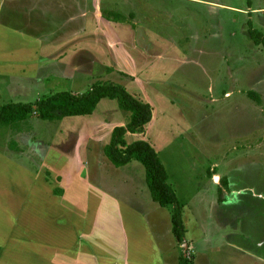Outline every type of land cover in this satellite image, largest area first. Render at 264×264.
Instances as JSON below:
<instances>
[{
  "label": "rangeland",
  "instance_id": "rangeland-1",
  "mask_svg": "<svg viewBox=\"0 0 264 264\" xmlns=\"http://www.w3.org/2000/svg\"><path fill=\"white\" fill-rule=\"evenodd\" d=\"M69 6L68 12L84 14L83 24L102 11L125 20L129 33L118 37L130 44L114 43V66L103 48L96 77L68 73L62 78L54 73L44 83L21 81L9 89L0 79V94L12 95L9 102L32 103L63 91L87 93L98 82L138 92L133 96L152 107L146 129L154 135L143 130L134 136L144 140L148 134L175 190L186 229L184 241H177L171 223L174 206L153 210L145 202L162 262L179 264L186 258L193 264H264V47L250 39V23L264 36V0H80L76 8ZM58 9L57 0H0V46L10 49L0 52V60L3 55L25 58L33 49L16 34L24 31L13 25L55 36L46 30L55 27L52 19ZM101 29V44L114 37ZM25 37L30 40L32 34ZM77 48L60 50L51 62L72 64L81 50ZM23 82L27 85L17 86ZM108 112L111 125L128 123L129 114L118 101L104 98L91 115L54 122L33 117L19 132L0 124V264H90L93 254L98 256L95 264L103 257L108 264L118 257L105 249L102 237L118 252L114 228L128 231L131 225L108 222L123 216L94 201L97 187L82 183L84 177L96 180L93 155L81 175L72 162L64 166L65 172L76 169L70 172L72 184L64 196L54 195L61 191L58 187L52 194L42 185L63 176L43 166L47 155L41 154L40 143L85 137L90 124ZM116 168L121 183L116 188L134 186L127 195H141L142 181L147 185L145 167L133 160L123 167L111 165V170ZM66 236L80 241V250L68 247ZM142 249L128 253L121 248L120 264H130L128 256L136 258Z\"/></svg>",
  "mask_w": 264,
  "mask_h": 264
},
{
  "label": "crops",
  "instance_id": "crops-1",
  "mask_svg": "<svg viewBox=\"0 0 264 264\" xmlns=\"http://www.w3.org/2000/svg\"><path fill=\"white\" fill-rule=\"evenodd\" d=\"M65 1L66 0H57L59 4L58 14L57 15L54 14L52 19L54 21L55 27L48 28L46 30L50 34L51 33L55 34V36L53 37H50L44 31L38 33L30 31L29 29L28 31H25V29L22 28L21 26L13 25L14 29H20L24 31L21 33L16 31L17 32L16 34L22 37V39H20L22 42L24 41L25 44H27L33 49L25 58L20 56L18 58H14V56L3 55L4 58L0 60V79L4 80L7 83V85L5 84L4 88L6 89L12 88L13 84L21 81H25V82L34 81V83L36 82L44 83L46 81L45 78L53 76L54 73L56 74L57 77L61 76L62 78H66L68 73H72V74L81 73L85 76L96 77L94 75L96 66L103 64V62H101L98 56V52L102 53V51L101 52L99 51L100 49L103 48L107 49L108 57L111 60L112 66H114L113 64V61L115 59L114 43L116 41H122L123 45H126V43L130 44L129 41L123 40V38L118 37L121 34V32L129 33V31L123 27L125 25L124 24L125 20L122 21L108 20L103 16V11H102L100 16L96 13L93 15L92 17L93 19H91V21L88 24L87 23L83 24L82 23L83 20L82 17H84L83 13L81 14L79 12L70 13L68 12L67 9H65V5L68 4L69 6V2L71 3L69 8L72 7L76 8V2L80 0H70L66 2ZM87 1H93V0H83L84 3H86ZM49 13L52 14V12ZM58 17H60V20L56 21L55 19ZM101 26H103L106 29V31H108V33L110 34L112 33L114 36L112 37L110 35L108 37V40L106 39L105 43L102 42L103 44H101V42L99 41L100 35H98V33L103 30L101 29ZM28 32L32 34V38L30 40H27L25 37V34H27ZM72 33H76L75 37H72L73 35L69 36ZM62 34H64L65 36H63ZM50 41H52L51 44ZM99 42L100 45H98ZM58 46L60 47L57 48ZM74 47H78L77 49L81 48V50L78 51L77 54L79 55L72 62V64H65V63L59 64V63L51 62L52 60H54L55 57L59 55L60 50H67ZM90 48L92 50L93 49L95 50L91 51ZM120 48L123 51L125 46L121 45ZM55 49H59L57 50L59 51L57 54L54 53L56 52ZM9 50L10 49L6 51L5 46H3V44L0 46V52L2 54H6V52H8ZM136 64L139 65L137 61ZM25 82L17 86H26L27 83ZM142 84L143 82H141V85ZM91 89L92 87L88 91H90ZM131 93L136 97L138 92L131 91ZM81 94L83 93H79V95ZM11 98L12 95L0 94V102L8 101V103H10L9 101L11 100ZM13 100H14V94H13ZM1 105L3 104H0V106ZM110 116L111 113L108 112L106 114V117L103 118L102 121L100 122L94 121V123L90 124L91 129L89 130V134L86 135L85 137L82 136L79 137V135L77 134L72 137L69 136V140L66 143L64 142L63 143L56 142L55 144H51V143L48 144L45 142L40 143L42 146L41 154L43 155L45 153L47 155L46 160H44L43 166L46 164L48 166L47 169L49 170L53 169L57 171L59 175L63 176V177L60 176L61 179L58 181L54 182L53 180H50L51 184L47 185L43 183L42 185L45 188H47L48 191L52 194H54V189L58 187L61 190L60 191L61 193L54 195H59V197L64 196L68 186L72 184V182H70V179L72 178L70 172L76 171V169L73 167L74 169L70 170V172H65L63 171L64 166L65 165L68 166L67 164L68 163L70 164L72 162V164H74V166L78 169L76 172L77 173L80 172L81 175V173L85 169V161L89 159L88 158L89 154L90 157L93 155L92 158L95 159V167L93 168L96 171L95 172L96 180L92 181L91 176H89V179L87 177H84L82 183H86L90 187L91 186L97 187V190H94L95 193L97 194L94 201L100 203L101 206H105L107 210L110 208L115 209L117 212H120L123 216L122 218H117V219L107 218L106 220L108 222L112 220L117 225H119L123 221H128V223L131 225L128 231H126L125 229L123 230L117 226L114 228V232L117 234L118 241L120 242V245L118 246L119 247L118 252L110 249L109 243L106 242V239L102 237V243L105 245V249H107L111 253L118 254V257L114 258L112 262H109L108 264H120L119 255L121 248L124 249V252L129 253L130 251L141 246L143 247V249L141 252L137 254L136 258H132L128 256V261H127L128 263L132 264L133 262H135V264H165L167 263V261L164 259L165 263L162 262L163 253L161 254L160 253L161 251L157 247V241H155L156 240L155 235L152 233V231L150 232L152 225H150L149 222L150 218L148 216L147 210L145 209V202L147 203V205L151 206L150 209L153 210L162 209V207L153 201V199L151 198V193L149 192L150 190L147 185L145 186L144 180L142 181V183L145 189L143 188L141 195H138L136 193H133L131 196L127 195V193L130 191V188L134 186H128L123 184V191L120 190L119 188H116L118 186H121V183H119L116 180V175L114 174V172L118 171L119 168H116V170H111V165L112 166L114 165L105 157L103 152V147L107 145L111 140L112 131L114 130V129L112 130V128L117 127L116 125H111ZM153 120L157 122L156 118H153ZM120 124H122V126H125L127 123L126 124L120 123ZM144 131L145 132L148 131V134L152 133L150 132L151 129L147 130L146 127ZM148 134H146L147 139H148ZM152 134L154 135V133ZM134 135L135 134H131V133H128L126 135V140L128 143H132L135 140L141 139L135 137L138 134L135 136ZM130 137L131 138L135 137V138L130 140ZM147 139L144 138V140L146 141ZM83 145H86L85 148H87L84 156L81 154L82 151L81 147H83ZM12 152H13L12 149L9 150V153ZM56 164L61 165V169H59L58 165ZM103 166H105L106 168H103ZM103 171H105V173H103ZM101 177H106V178L103 184H98ZM229 188L231 189V193H232L233 191L232 187L229 186ZM145 192H146V196H145ZM10 202L12 203V198L10 199ZM13 202H15L14 196H13ZM17 202L22 204L21 207L23 206L21 200L16 199V203ZM80 236L83 237L84 239V236L86 235L84 234ZM136 238L138 242H136ZM63 240L68 243L67 244L68 247L70 245L71 247L79 248L80 250V241H77L76 238L72 236H66L63 238ZM97 257H98L97 254H93L90 258V264H95V259ZM100 264H107V258L106 257L101 258Z\"/></svg>",
  "mask_w": 264,
  "mask_h": 264
},
{
  "label": "trees",
  "instance_id": "trees-1",
  "mask_svg": "<svg viewBox=\"0 0 264 264\" xmlns=\"http://www.w3.org/2000/svg\"><path fill=\"white\" fill-rule=\"evenodd\" d=\"M103 16L108 20H123L120 14L113 11H105ZM250 39L255 45L264 47L263 34L253 29L251 23ZM104 98L117 100L120 109L129 114L128 123L125 126L114 128L110 142L103 148L104 155L115 167L126 166L133 160L139 161L145 167L146 181L153 201L161 207L174 206L171 220L172 232L177 241L182 243L186 229L181 205L175 190L168 183L169 177L158 152L146 140L139 139L132 143L126 140L128 133L143 132L151 122L153 110L150 104L138 100L122 86L97 83L90 91L81 95L63 91L45 96L34 103L13 101L3 104L0 106V124L19 132L22 125L30 123L33 117L54 122L66 117L87 116L94 113ZM17 147V144L13 143V150ZM225 184L227 185V182ZM179 264H193V262L182 258Z\"/></svg>",
  "mask_w": 264,
  "mask_h": 264
}]
</instances>
